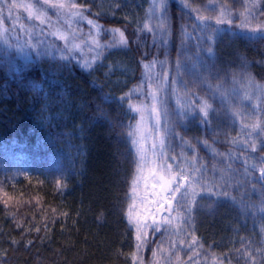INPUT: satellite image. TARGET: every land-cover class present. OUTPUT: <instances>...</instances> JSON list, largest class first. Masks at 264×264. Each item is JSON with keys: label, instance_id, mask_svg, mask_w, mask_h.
Masks as SVG:
<instances>
[{"label": "trees", "instance_id": "obj_1", "mask_svg": "<svg viewBox=\"0 0 264 264\" xmlns=\"http://www.w3.org/2000/svg\"><path fill=\"white\" fill-rule=\"evenodd\" d=\"M158 2L70 0L99 55L0 50V264H264V0H164V35ZM114 29L128 43L103 47ZM153 91L183 187L162 213L177 231L140 243L135 108Z\"/></svg>", "mask_w": 264, "mask_h": 264}, {"label": "rangeland", "instance_id": "obj_2", "mask_svg": "<svg viewBox=\"0 0 264 264\" xmlns=\"http://www.w3.org/2000/svg\"><path fill=\"white\" fill-rule=\"evenodd\" d=\"M60 4L65 7L59 8ZM71 6L70 0H0V50L31 56L35 52L26 45H32L39 51H61L62 54L78 52L84 56L97 53L100 49L97 44L102 45L98 37L103 28L93 20L89 25L87 21L90 19L86 14ZM61 35L65 38L61 39ZM74 45L80 47L75 48ZM151 104L143 106V120L134 139L140 168L134 183L129 217L140 243L149 238L153 229L160 230L170 220L173 222L171 230L177 231L180 220L175 214L162 216L168 206L173 210L177 204L170 189L181 183L183 172L176 171L173 160L167 156L164 146L161 147L163 117L158 106V119L147 110ZM141 152L145 157L143 161ZM172 176L176 178L174 182Z\"/></svg>", "mask_w": 264, "mask_h": 264}, {"label": "snow or ice", "instance_id": "obj_3", "mask_svg": "<svg viewBox=\"0 0 264 264\" xmlns=\"http://www.w3.org/2000/svg\"><path fill=\"white\" fill-rule=\"evenodd\" d=\"M59 8H64L65 6L63 4H60L58 5ZM71 7H75V5H72ZM156 8H159L161 9V13H160V16L159 17H156V14H155V11H153L152 13V16L153 18H156L157 19V24L159 25V30H160V33L161 35H164L167 33V27L165 25V22H164V15H165V8H164V0H159L158 3H155L154 4V10ZM32 13L29 12V15H31ZM75 14H78V13H74ZM197 19H200L199 17ZM43 22V21H41ZM224 21L220 18H217L215 23L216 24H222ZM87 23L89 25H92L93 24V21L92 20H88ZM199 25H197L198 27ZM145 28L148 29L149 31H153L152 28L149 27L148 24H145ZM113 32L115 33H118L119 34V38L118 40H113V41H110L108 45H104L103 47H112V46H120V45H126L128 43V41L125 39V35L123 32H121L119 29H114ZM61 39H64L65 37H63L62 35L60 36ZM261 38H264V37H261ZM27 47H32V50L36 53V55H42V54H46V53H42L41 51H39L38 47H33L32 45H26ZM75 48H79L80 46L79 45H74ZM97 47H101V45L97 44ZM69 51H71V49H69ZM97 55H99V53H97ZM69 57L68 56H63L62 59H68ZM179 67V66H178ZM151 97H152V104L150 106L149 109H147L148 111H150L154 116L159 117V113L157 111V102H158V95H157V92L156 91H153L151 93ZM210 106L207 104V103H204L201 107H200V112L203 113L204 117L207 118L208 117V111L207 109L209 108ZM135 111L136 112H140L141 113V119L143 120V113L145 111V108L143 106H138L135 108ZM138 130H139V126H138ZM129 135H131V133H129ZM206 143V142H205ZM160 144H161V147H163L164 145V140L161 139L160 141ZM153 147H155V145H153ZM141 148H143V145L141 144ZM252 151H256V147L255 145L252 146ZM144 154L143 152H141V155H140V159L143 161L144 160ZM168 169H169V175H171V165L168 166ZM175 176H172V181L174 182L175 181ZM184 179H187V177L185 176ZM183 187V184H177L176 187L174 189H170V191L173 192V196H172V199H175V193H180L181 192V188ZM187 192V190H186ZM185 192V194H186ZM211 195H217V193H211ZM178 204H181L182 206V201H178ZM163 205H161L162 207ZM156 231H158L159 229H154ZM137 239L139 240L140 237L138 236Z\"/></svg>", "mask_w": 264, "mask_h": 264}]
</instances>
